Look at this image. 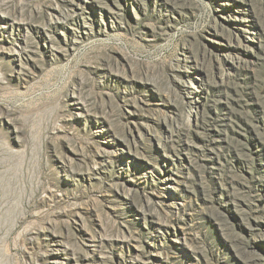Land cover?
<instances>
[{
  "label": "rangeland",
  "instance_id": "374dc122",
  "mask_svg": "<svg viewBox=\"0 0 264 264\" xmlns=\"http://www.w3.org/2000/svg\"><path fill=\"white\" fill-rule=\"evenodd\" d=\"M0 264H264V0H0Z\"/></svg>",
  "mask_w": 264,
  "mask_h": 264
}]
</instances>
